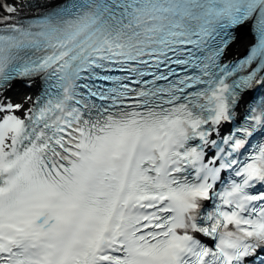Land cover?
Listing matches in <instances>:
<instances>
[{"label":"snow or ice","instance_id":"6c2138e0","mask_svg":"<svg viewBox=\"0 0 264 264\" xmlns=\"http://www.w3.org/2000/svg\"><path fill=\"white\" fill-rule=\"evenodd\" d=\"M0 264H264V0H0Z\"/></svg>","mask_w":264,"mask_h":264}]
</instances>
